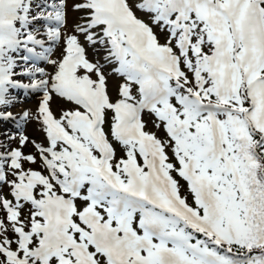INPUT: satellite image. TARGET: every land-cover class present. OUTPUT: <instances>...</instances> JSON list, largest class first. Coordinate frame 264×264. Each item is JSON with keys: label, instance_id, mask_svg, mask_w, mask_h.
<instances>
[{"label": "snow or ice", "instance_id": "snow-or-ice-1", "mask_svg": "<svg viewBox=\"0 0 264 264\" xmlns=\"http://www.w3.org/2000/svg\"><path fill=\"white\" fill-rule=\"evenodd\" d=\"M8 122L0 264H264V0H0Z\"/></svg>", "mask_w": 264, "mask_h": 264}, {"label": "rangeland", "instance_id": "rangeland-1", "mask_svg": "<svg viewBox=\"0 0 264 264\" xmlns=\"http://www.w3.org/2000/svg\"><path fill=\"white\" fill-rule=\"evenodd\" d=\"M75 19V16H72L70 18V26L72 21ZM89 58H92L91 52H89ZM40 66H44L41 64ZM22 83H28L29 81L27 79H22ZM115 83V81L110 80L109 85H110V90L112 85ZM13 95L17 96L18 98V103L14 106L8 109V111H11L14 116L19 117L22 115L24 111H34L37 104H38V96L37 95H30V96H25L23 93V90H16L13 92ZM56 107V104H54V108ZM25 128L27 129V134L30 136H34L35 138L39 139V134L36 131L37 125L35 123H29L25 125ZM11 130L13 132L16 131L14 125L12 122H8L6 124H0V131L3 130Z\"/></svg>", "mask_w": 264, "mask_h": 264}]
</instances>
